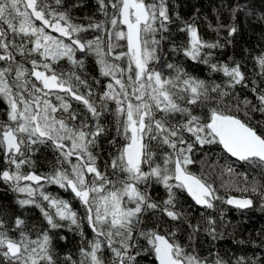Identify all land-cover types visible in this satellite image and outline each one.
I'll list each match as a JSON object with an SVG mask.
<instances>
[{"label":"snow or ice","instance_id":"6c2138e0","mask_svg":"<svg viewBox=\"0 0 264 264\" xmlns=\"http://www.w3.org/2000/svg\"><path fill=\"white\" fill-rule=\"evenodd\" d=\"M96 3L106 21L97 22L89 17V23L84 25L72 17L71 9L79 6L76 3L65 6V0L51 3L0 0V61L8 64L0 67V97L8 104L7 122H0V160L4 164L0 180L24 196L17 200L21 207L39 208L48 229L67 227L79 232L81 258L75 261L71 256L65 257L70 264H139L141 254L154 256L156 264H228L218 255L211 261L200 256L196 239L203 230L215 240V220L205 218L203 229L199 222L192 223L188 212L179 206L177 193L187 192L196 205L207 209L214 208L213 202L221 199L203 175L190 170L196 163L194 153L205 145L218 144L240 161L264 163V134L258 133L251 122L253 113L264 116V53L256 57L260 81H251L255 102L246 97L237 100L233 111L225 99L235 96L237 86L249 87L248 80L238 62L216 61L213 50L223 47L220 30L226 29L228 37H232L237 32L235 25L218 23L214 28L209 25L217 38L208 40L194 23L182 20L178 12L173 19L168 0H96ZM236 11L232 9L233 16ZM176 21L181 22L178 30L186 39L179 44L172 42L169 51L207 66L210 72L222 73L226 80L209 83L190 75L182 65L167 61L162 44L169 39L170 25ZM106 23L112 29L126 26V31L114 33L117 39L127 41V52L114 57L120 60L126 56V69L106 59L113 50V32L108 31ZM47 28L67 37L70 43L48 34ZM89 30L107 33V52L101 47L100 36L90 40L80 37V33ZM16 37L27 43L17 45ZM27 44L33 46L29 48ZM77 51L95 52L101 75L111 76L119 85L115 93L113 84L107 85L108 90L99 97L100 107L91 99L93 92L87 80L75 72L65 78L51 64L37 59H31L29 71L16 59L17 54L27 59L37 53L45 60L66 58L74 67L83 68L84 61L76 57ZM41 66L43 70H39ZM162 68L169 73L165 74ZM125 72L126 81L122 79ZM28 76L34 77L39 85L33 82L28 88ZM22 79L23 85L19 84ZM79 86L87 88V92H80ZM13 87H24L27 96L14 93ZM53 89L81 102L87 114L81 116L63 96L57 95L60 103L53 104L39 95L47 97ZM109 100L116 104L117 126L116 136L108 141L115 152L109 153L105 168L122 174L116 183L98 166L95 151L108 131L100 117ZM205 102H214L215 106L204 116L194 114L189 107ZM177 114L181 119H175ZM41 145H50L56 153L55 163L43 173L37 171L33 159ZM227 172L232 173L233 169L228 167ZM44 183L70 189L81 201L86 208L84 219L94 234L92 239L85 236L83 220L69 202L43 191ZM155 185L163 187L164 198L151 194ZM251 191L259 192L264 200V185L253 184ZM225 203L248 209L254 202L251 198L229 197ZM65 221L67 224L61 223ZM173 222H177L175 228ZM180 222L190 229L186 244L177 238ZM24 224L17 217L14 227L9 228L0 219V258L6 264H56L48 230L32 239L23 230ZM17 231L19 238L10 235ZM105 250L110 253L107 259ZM235 264L247 262L240 257Z\"/></svg>","mask_w":264,"mask_h":264},{"label":"trees","instance_id":"16d2710c","mask_svg":"<svg viewBox=\"0 0 264 264\" xmlns=\"http://www.w3.org/2000/svg\"><path fill=\"white\" fill-rule=\"evenodd\" d=\"M49 2L51 3L52 0H49ZM72 3L79 5L71 9L72 17L76 23L87 25L89 17L97 22L106 21V17L98 9L96 0H65V6ZM168 3L173 19H175V13L178 12L182 20L194 23L199 33L208 40L217 38V33L212 31L209 25H212L213 28L218 23L235 25L237 32L232 37H228L226 29L220 30L219 37L223 47L213 50L214 60L229 64L238 62L241 65V70L246 74L249 87L237 86L235 96L226 98L225 104L235 111L237 100L242 101L246 97L255 102V96L251 92V81L253 79L257 82L260 81V77L256 75L259 71L256 57L264 53V0H168ZM232 9H237L234 16ZM109 15H111V10ZM180 24V21H176L170 25V32L167 34L169 39L162 44L163 55L167 61L182 65L190 75L209 83H221L226 80L222 73L210 72L207 66L188 60L182 54L175 55L169 51L172 42L179 44L186 39L185 34L178 30ZM105 26L108 31L113 32L111 37L112 54L108 55L106 59L109 63L118 64L126 69L128 66L126 56L120 60L114 58L119 53L127 52L125 41L117 39L114 34L116 31L122 30V27L119 25L117 29H112L111 25L107 23ZM8 36L9 39L12 38L10 32ZM96 36L101 37V47L104 52H107L109 36L105 31L89 30L80 33V37L84 40L94 39ZM63 42L66 43L64 40ZM15 43L19 45L20 43H27V40L22 41L20 37H16ZM27 46L31 48L33 45L27 44ZM76 57L84 61L83 68L74 67L66 58L52 60L49 57L46 62L51 64L58 74L64 73L65 78H67L68 73L75 72L82 79L87 80L93 92L91 99L97 104V107H100L99 97L104 91L108 90L107 85L109 83L113 84V93L119 91V85L115 84V80L111 76L101 75L95 52H76ZM16 59L29 71L32 68L31 59H37L41 63L44 62L43 57L37 53H33L27 59L17 54ZM7 66V62L0 61V67ZM15 66L13 65V67ZM40 69H43L42 66ZM161 70L165 74L169 73L166 68ZM127 75L128 73L125 72L122 79L126 81ZM13 78L14 74L9 77L10 83L13 82ZM22 81L24 80L22 79ZM29 83L31 84V82ZM73 83L76 82L73 81ZM19 84L23 85V82L20 81ZM79 90L86 93L88 89L79 86ZM128 91L131 92V88ZM13 92L24 94V87H13ZM57 95L63 96L72 105V109L80 113L81 116L87 114V109L81 102L69 98L65 93H55L51 98L53 104L60 103L56 99ZM178 102L184 104V101ZM107 104L106 109H101L103 114L100 121L108 131L100 138V147L95 151L99 156L98 166L106 172L113 183H116L122 178V174L119 172L114 174L111 168H105V161L109 160V153L115 152V148L108 141L116 136L115 129L117 126L116 104L111 100ZM213 106H215L214 102H205L189 107L193 109L194 114L204 116ZM7 111L8 104L3 97H0V122H7ZM239 115L242 119L244 118L242 112ZM175 119H181L179 114L176 115ZM251 122L258 133L264 134V116L253 113ZM33 159L37 162L36 169L38 172H48L55 163L56 153L50 145H41L33 154ZM193 159L196 163L190 166V170L196 175H203L212 184L215 195L221 197L220 200L213 202L214 208L207 209L195 206L184 191L177 193L179 206L188 212L192 223L199 222L203 229L205 218L211 217L215 220L217 238L213 240L211 236L202 230L196 239L195 246L200 256L207 257L211 261L218 255L223 260L228 261V264H235V261L240 257H244L247 264H264V200L261 199L259 192L253 193L251 191L253 184L257 186L264 185V164L258 160H233L220 149L218 144L205 145L203 149L197 148ZM3 167V161L0 160V168ZM228 167L233 169L232 173L227 172ZM246 187L248 190L244 191L243 189ZM43 191L55 198L68 201L73 210L77 212L78 217L83 220L82 227L87 239L93 238L94 234L88 227L87 220L84 219L86 208L70 189L65 190L58 185L44 183ZM151 194L156 198L165 197L164 189L160 185L153 186ZM230 196L251 198L254 202L253 206L247 210L229 208L226 206L225 201ZM22 198H24L22 194L13 191L7 183L0 180V219L5 221L6 226L9 228L14 227V221L19 217L25 221L23 230L32 239H36L44 230H48L52 239V254L56 259V264H70L65 260L67 256L79 261L81 258L79 250L82 246V238L79 232L75 229L70 231L67 227L48 229L47 222L44 220L39 208L34 205L21 207L17 203V200ZM42 203L45 206L47 205V202ZM61 223L67 224L66 221ZM176 223L173 222V228H175ZM189 231L187 224L180 222L177 238L181 243H187ZM10 235L19 238L18 231L11 232ZM104 255L106 259L110 257L107 250H105ZM138 261L139 264H156L152 255L141 254ZM0 264H6V262L0 258Z\"/></svg>","mask_w":264,"mask_h":264},{"label":"water","instance_id":"95a60500","mask_svg":"<svg viewBox=\"0 0 264 264\" xmlns=\"http://www.w3.org/2000/svg\"><path fill=\"white\" fill-rule=\"evenodd\" d=\"M36 23L40 24L39 21H36ZM120 26L124 29V31L127 30V29H126V26H124V25H120ZM46 31H47L48 33L52 34V35H55V36L58 37V38L68 39L67 37H61L59 33L54 32L51 28H47ZM125 46H126V50H127V41H126V40H125ZM77 52H79V51H77ZM79 53H81V52H79ZM31 78L35 80L34 77H31ZM46 91H47V90H46ZM51 92L63 93V92H61L59 89H53ZM219 147H220V149H221V150H222L227 156H229L231 159L236 160V161H239L237 158H235V157H231L230 154L226 153V152L223 150L222 146L219 145ZM263 164H264V163H263ZM185 193L187 194V192H185ZM187 196L189 197V199L192 201V203H193L195 206H197V207H201V206L196 205L195 202L192 200V198H191L188 194H187ZM230 197H233V196H230ZM228 198H229V197H228ZM228 198H227V199H228ZM235 198H237V197H235ZM227 199H226V200H227ZM238 199H245V198H238ZM225 204H226L227 207L232 208V209H237V210H247V209H238V208H236L235 206H233V205H229V204H227V203H225ZM248 209H249V208H248ZM154 260H155V258H154Z\"/></svg>","mask_w":264,"mask_h":264},{"label":"flooded vegetation","instance_id":"af4514ba","mask_svg":"<svg viewBox=\"0 0 264 264\" xmlns=\"http://www.w3.org/2000/svg\"><path fill=\"white\" fill-rule=\"evenodd\" d=\"M35 23H36V22H35ZM36 25L39 26L38 23H36ZM46 32H47V31H46ZM47 33H48V32H47ZM49 34H50V33H49ZM50 35H52V34H50ZM52 36L56 37L55 35H52ZM57 38H58V37H57ZM60 39H63V38H60ZM63 40H64L66 43H70V41H69L68 39H63ZM77 53H79V52H77ZM81 53H83V52H81ZM43 61L46 62L47 60H45V58L43 57ZM51 66H52V65H51ZM52 67H53V66H52ZM39 70H43V69H39ZM27 78H28V81H29V82H31V83L35 82V83H37V84L39 85V82H38V81H35L34 79H32L31 76H28ZM21 82H23V84H24V81L21 80ZM27 87L30 88V87H31V84L28 83ZM45 91H46V90H45ZM55 93H58V92H49V94H48L47 97H43V94H42V93L39 94V95H41L42 98H46V99H49V100L51 101V98L53 97V95H54ZM63 93H64V92H63ZM63 93H59V94H63ZM24 95L27 96V92H24ZM66 95H67V94H66ZM68 97H69V98H72V97L69 96V95H68ZM72 99H73V98H72ZM74 100H75V99H74ZM191 202H192V201H191Z\"/></svg>","mask_w":264,"mask_h":264},{"label":"bare ground","instance_id":"6f19581e","mask_svg":"<svg viewBox=\"0 0 264 264\" xmlns=\"http://www.w3.org/2000/svg\"><path fill=\"white\" fill-rule=\"evenodd\" d=\"M233 197L242 198V197H238V196H233Z\"/></svg>","mask_w":264,"mask_h":264},{"label":"rangeland","instance_id":"374dc122","mask_svg":"<svg viewBox=\"0 0 264 264\" xmlns=\"http://www.w3.org/2000/svg\"><path fill=\"white\" fill-rule=\"evenodd\" d=\"M122 30L124 31V29L122 28ZM125 41V40H124Z\"/></svg>","mask_w":264,"mask_h":264}]
</instances>
